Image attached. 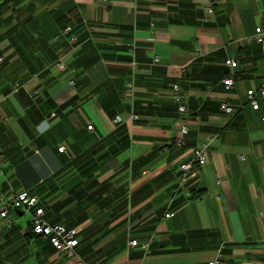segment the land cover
Returning <instances> with one entry per match:
<instances>
[{"label":"crops","instance_id":"1","mask_svg":"<svg viewBox=\"0 0 264 264\" xmlns=\"http://www.w3.org/2000/svg\"><path fill=\"white\" fill-rule=\"evenodd\" d=\"M262 22L264 0H0V190L31 189L47 222L79 230L70 257L11 210L0 264H264V96L247 102L264 89ZM68 24L75 48L55 40ZM174 83L188 105L182 146ZM223 101L240 106L243 128L229 127ZM207 136V163L181 181Z\"/></svg>","mask_w":264,"mask_h":264},{"label":"built area","instance_id":"2","mask_svg":"<svg viewBox=\"0 0 264 264\" xmlns=\"http://www.w3.org/2000/svg\"><path fill=\"white\" fill-rule=\"evenodd\" d=\"M214 18V9L212 6L208 5L204 7V16L205 21H211ZM55 40H64L71 48H75L78 45V34L74 31L72 25H66L56 36ZM254 40L260 45L262 52H264V22L260 23L255 27L254 30ZM2 58H0V61ZM158 57H154V61H158ZM225 65L230 68H235L237 62L232 57H229L225 60ZM56 65L61 71H68L66 61L60 57L56 61ZM71 85L75 83L74 79H71L69 82ZM223 84L226 89H230L233 85V79L230 76H227L223 79ZM128 86L132 88V83H128ZM20 87V84L15 83L14 88L17 90ZM33 95L37 94V91L32 92ZM260 94L264 96V89H249L247 91V102L253 109H258L260 107L259 100L257 95ZM171 98L173 103L176 106L178 117L180 122V136L176 139L175 143L177 146H182L184 144V136L188 133V105L184 98L182 87L178 83L172 84ZM240 106L231 104L227 101H223L220 104V109L228 116H232ZM133 118H136V115H132ZM115 123H119L121 118L119 116L115 117L113 120ZM88 129H92V125L87 126ZM214 136H207L205 140L199 143L192 150V155L189 160L182 163L180 166V180L184 181L188 174L196 166H203L208 161L210 144L213 141ZM64 145L58 148V151L62 152L64 150ZM241 158H243L241 156ZM244 159V158H243ZM7 159L0 155V170L3 171L4 165L6 164ZM22 210L30 216L29 225L33 234L38 235L42 238H45L49 241L52 247L58 253H65L66 255L73 257L76 255V246L79 243L78 232L76 228H67L61 223L51 224L44 219V207L40 197L33 192L31 189H22L16 192L11 198L6 197V195L0 190V218L5 221V224L10 228L13 224V221L9 217L11 210ZM174 216V212H168L165 214V217ZM154 239L146 240L142 243V247L147 249L150 243ZM138 244L137 240L130 241L131 246ZM72 264H88L77 258L73 261ZM207 264H224L223 260L220 257H216Z\"/></svg>","mask_w":264,"mask_h":264},{"label":"trees","instance_id":"3","mask_svg":"<svg viewBox=\"0 0 264 264\" xmlns=\"http://www.w3.org/2000/svg\"><path fill=\"white\" fill-rule=\"evenodd\" d=\"M229 127L233 128V129H238V128H243L244 127V119L243 117L240 115V111H236L233 115H232V119L229 123ZM29 234H33L31 227L29 226ZM35 235V234H33Z\"/></svg>","mask_w":264,"mask_h":264},{"label":"rangeland","instance_id":"4","mask_svg":"<svg viewBox=\"0 0 264 264\" xmlns=\"http://www.w3.org/2000/svg\"><path fill=\"white\" fill-rule=\"evenodd\" d=\"M15 5H16V4H13V6H15ZM25 26H27L29 32L33 30V26H31V29H30V26H29L28 24L25 25ZM31 34H32V35L34 34L33 31H32Z\"/></svg>","mask_w":264,"mask_h":264}]
</instances>
